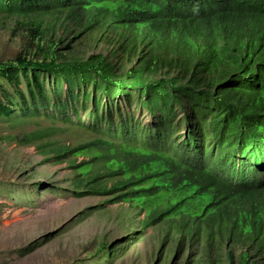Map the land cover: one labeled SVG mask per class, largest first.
Segmentation results:
<instances>
[{
    "label": "trees",
    "instance_id": "obj_1",
    "mask_svg": "<svg viewBox=\"0 0 264 264\" xmlns=\"http://www.w3.org/2000/svg\"><path fill=\"white\" fill-rule=\"evenodd\" d=\"M0 14L23 20L0 52V122L92 133L40 149L84 155L78 188L137 209L144 230L165 223L193 264H264V0H0ZM82 37L111 49L62 53Z\"/></svg>",
    "mask_w": 264,
    "mask_h": 264
},
{
    "label": "rangeland",
    "instance_id": "obj_2",
    "mask_svg": "<svg viewBox=\"0 0 264 264\" xmlns=\"http://www.w3.org/2000/svg\"><path fill=\"white\" fill-rule=\"evenodd\" d=\"M19 21L23 20L0 14V52L13 54L20 48L14 39ZM50 31L61 34L59 27ZM71 38L72 34L66 39ZM74 45L73 51L62 52L69 59L107 54L111 49L84 37ZM52 128L58 133L50 139L20 143ZM93 139L92 133L58 122L53 126L44 118L12 125L0 122V264H193L187 246L183 251L167 238L165 223L144 230L145 215L137 209L114 202L116 196L111 193H86L92 184L78 188L80 172L72 162H85L84 155L58 161L53 153L40 149L49 142L73 148ZM113 183L104 179L108 189ZM103 245L108 248L100 251ZM245 249L237 247L236 253Z\"/></svg>",
    "mask_w": 264,
    "mask_h": 264
}]
</instances>
